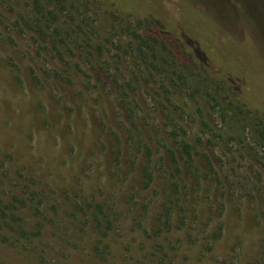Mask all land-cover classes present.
<instances>
[{"label":"rangeland","instance_id":"374dc122","mask_svg":"<svg viewBox=\"0 0 264 264\" xmlns=\"http://www.w3.org/2000/svg\"><path fill=\"white\" fill-rule=\"evenodd\" d=\"M46 1L45 35L33 0L0 5V264H264V146L212 98L242 88L264 111V0ZM144 18L202 98L142 61Z\"/></svg>","mask_w":264,"mask_h":264},{"label":"trees","instance_id":"16d2710c","mask_svg":"<svg viewBox=\"0 0 264 264\" xmlns=\"http://www.w3.org/2000/svg\"><path fill=\"white\" fill-rule=\"evenodd\" d=\"M8 0H0V5L2 4H9L7 3ZM113 2L114 6L117 8H121L126 4H129L130 6L132 4H135L137 0H109ZM48 3L50 1L44 2V0H33V10L34 14L37 17V23L38 26H40L41 30L43 31V26L44 20L49 21L47 19V12L50 8L48 6ZM177 12L179 13V16L181 20H183V9L181 5H178ZM53 12H51L49 15H54L58 14L56 13V9H52ZM40 18H39V17ZM44 18V19H43ZM182 22V21H181ZM183 23V22H182ZM154 25V20L151 18H144L142 20H137V34L136 30L133 28H130L132 30L133 36L137 38V52L140 54V58L142 61H144L146 64L149 65L151 70H157V72H160L159 69L165 70L169 76L170 81H173L174 83H177L181 85L184 88V91H186L189 96L196 98L200 97L202 98L204 96V91L201 87V84L199 81H197V74L195 73L196 69L193 68H188L187 65H181L180 63L178 64L177 62L171 64L169 60V56H172V53H170V50L168 49V42L165 40H160L158 37L154 36L153 33H149V30L151 31L150 25ZM144 28H147V34L139 33L140 31H143ZM46 31H43L42 33L45 35ZM166 51V54L169 58H167L164 55V51ZM175 60V59H174ZM176 61V60H175ZM173 62V60H172ZM240 92V93H239ZM239 92H232L233 96L236 100H238L240 103L237 102L235 108H233L232 105H235L236 103L232 100H229L228 103H223L221 105L220 101L216 100L215 97L213 98V101L218 104L217 106L220 107L219 112L221 113V116L223 117L225 123L230 122L231 120L236 121V124H241L245 126V123H248L249 127L252 125V127L255 129V136L256 140L259 144H262L264 146V117H261L260 115H256L252 112V110L249 108V105L257 109V113H264V111H261L260 106L258 103H253L254 101L251 100L250 95L248 93H245L242 88L239 90ZM228 105V106H224ZM243 105V106H241ZM168 112V120L170 122L171 126V135L173 137L175 136H180L177 135V126L176 124L179 123V119H177L175 116H173L172 112L170 109L167 110ZM247 114H246V113ZM253 114V115H252ZM252 116V119H251ZM177 138V137H176ZM182 154L186 157V159L190 162H194V153L192 150V147L190 146L189 143L185 141V139H181L178 143ZM171 154V159L176 165V170L179 174H183L182 169L179 166L177 156L174 152L170 151ZM147 158V163L145 167L143 168V177L145 179V186L150 187L151 184L154 181V172L152 169V162L150 159V154H148ZM176 174V171H175ZM177 186V185H176ZM173 195L170 198V201L166 205V208L163 213V219H164V225L165 226H170V223L172 221V217L175 214V207L181 206V199H173ZM16 207L15 205L12 206V208ZM89 209L85 208L86 210L83 211L85 214L88 212H92V216L94 217V222L96 226V230L100 233V235L103 238L108 237V231L110 230L109 228V223L107 222V226L104 224L105 220H101L100 215H104V210L101 207H98L99 210H94L90 206H87ZM10 209V207L6 208V210ZM0 214L4 216V219H0L4 224L10 225V219L7 221L6 217V211L4 209H0ZM14 219V218H12ZM22 236L29 238V234H27L25 231H21Z\"/></svg>","mask_w":264,"mask_h":264}]
</instances>
